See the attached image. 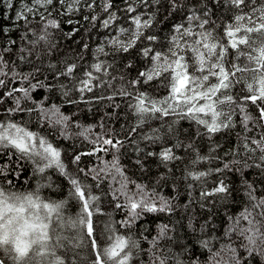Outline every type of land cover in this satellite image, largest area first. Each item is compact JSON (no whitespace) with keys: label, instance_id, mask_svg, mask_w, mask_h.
Here are the masks:
<instances>
[{"label":"snow or ice","instance_id":"snow-or-ice-1","mask_svg":"<svg viewBox=\"0 0 264 264\" xmlns=\"http://www.w3.org/2000/svg\"><path fill=\"white\" fill-rule=\"evenodd\" d=\"M191 2L120 0L118 5L116 0H0L5 9H16L15 16L6 13L0 17L11 22L0 26V264H85L80 257L85 248L90 264H185L182 256L190 248L171 222L157 223L155 234L150 238L147 235L149 215L171 217L181 205L175 203L176 196L160 190L167 181L163 174L151 187L127 174L120 163L121 149L127 142L135 146L138 155L134 163L142 171L147 170L144 161L154 158L159 167L171 172L173 162L182 160L177 149L191 157L184 179L199 183V206L209 210V218L198 226L201 234L207 233L212 223L217 200L225 203L239 191L226 178L208 187L207 178L238 174L248 203L235 215L226 212L228 224L222 237L213 234L198 240L208 253L203 264H264V195H257L255 182L244 175L251 167L264 174V0H230L234 15L231 22L219 25V30L209 17L207 5L191 9ZM162 8L164 20H158ZM185 9V22L172 24L170 35L165 37L167 44L158 47L160 38L152 29ZM85 10L88 14L83 15L84 21L110 33L97 45L94 61L84 64L81 55L76 58L80 63L64 61L59 67L49 61L45 68L44 55L51 56L58 47L51 38L53 30L61 29V17L67 16V23L73 24L72 17ZM13 31L23 33L19 47L11 37ZM78 31L76 27L65 35L70 38ZM112 31L117 34L112 35ZM14 48L20 64L30 66L29 72L20 71V64L8 58ZM83 49L87 51L89 44L85 43ZM133 51L143 59L144 67L131 80H126L123 73L115 75L116 56ZM133 66L131 60L124 65L125 69ZM44 71H49L51 79L42 77ZM148 88H155L157 94L144 90ZM41 89L49 94L58 89L67 103L75 105L126 98L136 123L122 140L113 129H105L108 112L99 124L82 125L65 114L60 105H48V95L37 100L34 93ZM97 90H108V94L101 91L100 95H86ZM159 90L164 95H159ZM73 92L79 99L70 98ZM23 114L29 118L24 119ZM33 116L40 127L58 129L64 139L79 138L91 145L86 151L73 152L70 163L74 170L64 159V149L50 141L48 133L30 128ZM236 116L238 121L234 120ZM169 117L177 119L169 122ZM153 120L160 121L158 127L151 126ZM179 120L194 124L195 134L178 133L174 124ZM97 127L99 132L94 131ZM237 127L236 145L220 157V145L214 137ZM133 134L153 145L160 142V150L145 151ZM197 138L211 142L207 155L199 151ZM100 153L110 154L112 159L105 160ZM93 156L98 164L80 166L83 158ZM215 161L222 167L196 168L201 162ZM22 162L31 167L25 183L35 181L34 188L23 191L17 184L25 167ZM50 169L67 180L69 198L78 208L75 215L65 214L67 200L42 198L41 190L52 187L42 183L50 179ZM89 177L95 183H89ZM195 186L187 185L189 200L183 205L186 214L191 211ZM114 212H123L119 221L113 219ZM187 220V227L195 234V215L188 214ZM217 242L220 248L215 247ZM69 254L73 256L71 261ZM189 264L201 261L193 258Z\"/></svg>","mask_w":264,"mask_h":264},{"label":"trees","instance_id":"trees-1","mask_svg":"<svg viewBox=\"0 0 264 264\" xmlns=\"http://www.w3.org/2000/svg\"><path fill=\"white\" fill-rule=\"evenodd\" d=\"M116 3L119 5L120 0H116ZM205 4L207 5L206 10L209 13V17L212 21L216 22L217 30H219V25L221 24H227L231 22V18L233 17L234 13L230 10L231 3L230 0H203V2H200V0H192V2L189 4V8L191 9H202L205 8ZM16 9L7 10L3 6H0V17H3L6 13L11 16H15ZM187 13V9H185L183 12L176 14L174 17H169L167 21L163 23H159L152 29V32L158 35L160 40L158 41V47L160 44H167V40H165V37H168L170 35V29L172 24L176 23H184V16ZM88 12L85 10L84 13L78 14L72 17L74 23L68 24L67 20L68 17H61L62 23H61V29L60 30H53L52 31V38L51 42L53 44L58 45V47L55 49L54 53L51 56H48L47 54L44 55V67L47 68V65L50 62L57 64L59 67H63L64 61H76L77 63H80L79 60L76 58L78 56H84V64H91L94 61L95 58V49L97 45H99L102 41L105 40V38L108 36L106 33L109 30H104L100 28L99 26L92 28L90 21H84L83 15H87ZM200 12H197V15H200ZM165 11L164 9H160V12L157 15L158 20H164ZM78 21L79 23H75ZM11 22L9 20H3L0 19V26L10 24ZM79 28V31L75 33L72 37H67L65 33L72 31L73 28ZM22 31H13L11 33V37L13 39L17 40V47L20 46L21 42L19 40V37L22 35ZM26 43V42H25ZM87 43L89 44V49L85 51L83 49V45ZM10 60H16L18 64H20L18 60V52L16 51V48L13 49V53H11L8 57ZM104 59L103 57H101ZM35 59V57H33ZM111 59V57L106 58ZM131 60L133 63V68L131 69H125L124 65ZM116 61V68L118 69L115 72V75L119 76L121 73H123L126 77V80L134 79L137 75V72L139 69L144 67L143 59L141 57H138L136 52L133 51L130 55L129 54H120L117 55L115 58ZM20 71L27 73L31 70L30 66L27 63L20 64ZM82 71L78 70V73ZM110 71H112L110 69ZM42 77L44 75H48L51 79L49 71H44L42 74ZM67 83V81H64ZM131 90V89H130ZM146 91H149L153 94H157V90L155 88H148L144 89ZM101 91L104 92L105 95L108 94V90H97L95 93H86V95H100ZM2 91H0V95H2ZM159 95H164L163 90H159ZM37 100L40 98L48 95L49 99L47 101L48 105L51 104H57L61 106V110L67 114L72 115L73 119L76 121H79L82 125H92V124H99L101 116L108 112L110 114L109 117H106L104 120L105 129H113L115 133L117 134L118 138L125 139V133L128 128L132 127L136 123V118L131 112V110L127 107L128 100L126 98H121L117 96L114 101H108L105 100L102 103H96L94 105L92 104H86V103H80L78 105L75 104H69L66 102V98L63 97L60 93V91L57 89L56 91H53L52 93H46L43 89L38 90L34 93ZM71 99H79L78 93H71L70 96ZM8 104H11V101H8ZM30 104V102H29ZM115 105H119V107H115ZM7 106V105H5ZM252 111L254 112L255 109L253 108ZM24 119H28L27 114H23ZM16 119H20V115L16 116ZM32 123L30 124V128L32 130H37L43 133H48V137H52L54 135V128H48V127H40V125L37 123L35 116L32 118ZM177 118L175 117H169V122H172ZM234 120L238 121L239 116L234 117ZM160 124L159 120H153L151 121L152 127H158ZM174 127L177 129L178 133L180 134H195L196 126L194 124H191L188 120H179V122L174 124ZM74 131H76L74 127ZM94 131L99 132L100 129L97 127L94 129ZM144 131H150L149 128H145ZM240 131V128L237 127L232 131L224 130L222 133L217 134L214 137L215 143L220 145V148L217 149V152L220 157H224L225 153L229 151L230 148H233L236 145L237 136L236 133ZM255 135V132L252 133ZM134 138L139 140L140 147L144 148L145 151L155 150L159 151V143L156 145L151 144L150 142H146L143 140H140L139 136L136 134H133ZM58 142L60 143V146L64 149L65 156L64 159L66 163L68 164L69 169L74 170L75 166L70 163L72 159V154L74 151H86L88 150L91 145L87 142H82L79 138L75 139H64L60 137L58 134ZM183 139V135L181 136ZM175 137H172V142H175ZM55 141V138L53 142ZM187 139H184V143L187 144ZM198 148L199 151L202 154L207 155L209 152V144L211 143L208 141L207 138H205L203 141H199L197 138ZM73 144L76 145V148H73ZM81 144L83 145L81 147ZM134 145H132L130 142L125 143V146L123 149H121L122 155L120 156V163L127 169V174L131 176V178L137 182L143 183L145 185H148L151 187L152 185L157 184L158 178L163 174L167 177L166 184L164 182H161V184H164L163 187H161V191L165 195H171L176 196L177 200L175 203H178L181 205V207L177 210V212L169 217L165 214H159V215H149L147 217V225L150 228V232L147 234L149 235V238L151 235L155 234L156 225L157 223L163 222V223H172V225L175 228V233L182 237V242L187 244L190 248V251L185 253L182 256V259L185 260V264H189V262L193 258H198L201 261V264H203L204 261L208 259V253L206 250L202 249L199 246L198 240L205 238V236L210 237L211 235L215 234L217 236H221L223 234L224 228L228 224L227 215H235L238 213L247 203V198L244 195L245 189L240 187L239 181L240 176L238 174H232L228 173L226 177H218L217 175H212L207 178V186L211 187L213 183H215L219 178H226L229 182V185L231 187H235L239 189V191H236L233 193V196L229 198V200L225 203L219 202L217 200L215 204V208L212 209L213 213V219L212 223L208 226V231L205 234H201L199 231V224L204 223L205 220L209 218V210L208 209H201L199 206V190L200 186L198 182H193L190 180L184 179V170L186 166L190 165L188 164L189 160L191 159L190 156L185 155L183 150L177 149V153L182 156L181 161L173 162V164L170 166L172 171L169 172L167 169L161 168L158 166L157 161L154 158H147L144 162L146 165L147 170L142 171L138 166L135 165V160L137 158V153L134 150ZM99 155L103 156L105 160H111L112 156L105 155L103 153H100ZM231 157H228L230 159ZM243 157H241L242 159ZM141 159H144L143 155H141ZM25 167L23 169V173L19 175L18 179V188L20 190H26L28 187H35V181H31L30 184L25 183V179L31 176V167L26 162ZM249 163H253V161H249ZM98 164V161L96 160V157H85L83 158V162L81 163V167H92L93 165ZM217 166H221L222 164L220 161H215L212 163L208 162H201L196 166L197 170H206L208 168H215ZM246 178L250 182H255L254 188L257 193V195H264V174H261L259 169H256L255 167H251L247 169L244 173ZM48 176L50 179L45 178L42 183L51 184L52 187L50 188H44L41 190V196L42 198H47L54 201L59 200H67L68 203L65 206V214L66 215H75V213L78 211L76 202L69 198V184L67 180L64 179V177L60 176L58 171L55 170H48ZM89 183H95L94 181H91V178L89 177L88 180ZM188 183H194L196 186L192 190L191 198L193 203L191 204V211L189 213H185L183 209V205L188 202L189 197L187 195V185ZM105 190H107V183L104 185ZM235 201L234 203L232 201ZM111 211V209H109ZM188 214H194L197 221V231L195 234L191 232V230L187 227L188 220L187 215ZM123 216V212H114L113 213V219L116 221H119ZM213 225H215V228H213ZM138 229H133V231H137ZM235 240L236 237H233ZM239 241H237V244ZM143 246L145 248L148 247L147 242H144ZM220 243H215L216 248H220ZM80 257L82 260L85 261V264H90L91 257L87 254V248H85L83 251L80 252ZM73 259V256L69 254L68 260L71 261ZM146 259V257H145ZM258 264V262H257Z\"/></svg>","mask_w":264,"mask_h":264},{"label":"bare ground","instance_id":"bare-ground-1","mask_svg":"<svg viewBox=\"0 0 264 264\" xmlns=\"http://www.w3.org/2000/svg\"><path fill=\"white\" fill-rule=\"evenodd\" d=\"M106 34L109 35L110 34L109 31ZM111 34L112 35H115L117 33L115 31H112ZM53 132H54V135H52V137H48L49 140L50 141H53L54 138H55V141L54 142L60 145V143L58 142V140H59V138H58L59 130L58 129H54Z\"/></svg>","mask_w":264,"mask_h":264},{"label":"rangeland","instance_id":"rangeland-1","mask_svg":"<svg viewBox=\"0 0 264 264\" xmlns=\"http://www.w3.org/2000/svg\"><path fill=\"white\" fill-rule=\"evenodd\" d=\"M8 15H9V13H8ZM72 131H74V127H73Z\"/></svg>","mask_w":264,"mask_h":264}]
</instances>
